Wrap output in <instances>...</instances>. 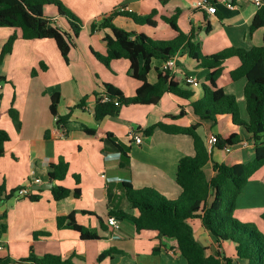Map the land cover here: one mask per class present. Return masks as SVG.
<instances>
[{"label": "crops", "instance_id": "obj_1", "mask_svg": "<svg viewBox=\"0 0 264 264\" xmlns=\"http://www.w3.org/2000/svg\"><path fill=\"white\" fill-rule=\"evenodd\" d=\"M61 1L82 21V29L68 53V63L52 39H23L19 28L0 27V52L8 37L13 33L17 35L10 53L0 65V129L9 135L0 156V222L3 225L0 257L18 259L30 253L37 256L50 253L62 257L73 255L75 264H85L88 257L95 259L106 249L116 247V256L111 257L115 264H185L174 239L137 237L133 222L116 215L113 216L118 220L119 228L107 222L110 213L118 209L133 215L138 213L124 197L123 181H129L134 188L152 187L170 200L177 199L181 193L175 172L179 158L194 153L192 138L159 128L146 135L144 129L158 121L181 126L198 123L197 132L210 152V160L204 168L208 176L214 173L213 161L233 164L250 160L254 155V144L250 135L232 122L231 115H220L213 123L194 114L191 102L202 98L200 85L207 82L208 70L198 67L186 50L177 53L173 74L179 77L183 88L194 92L191 98L165 92L157 103L121 105L115 114L96 120L95 93L103 92L102 82L113 84L126 96L132 95L140 82L128 75L126 59L128 68L121 69L126 73L122 79H118L119 68H101L102 63L90 49L106 53L102 39L105 31L91 33L89 25L120 6L139 15L154 10L155 26L137 25L123 16L115 17L113 22L155 39H170L176 32L162 16H171L178 11L179 28L184 33L193 29L203 53L211 54L226 47L250 48L264 43V26L249 31L252 18L264 5V0L260 6L253 0H234L232 8L225 0H215L214 14L194 8V0ZM44 14L53 18L62 30H69L68 22L58 14L55 6H45ZM153 64L163 65L160 60H154ZM238 64L239 59L231 57L223 63V69L229 71ZM194 70L198 71V76ZM186 76L197 78L199 85L189 87L184 80ZM148 80H156L154 69L149 72ZM245 82L242 77L227 84L218 83L226 93L236 97L243 119L248 116L243 94ZM54 92L60 95L57 115L67 116L64 127L56 124L50 111V96ZM83 96L85 99L80 103ZM11 105L17 111L18 125L9 114ZM86 129L95 133L89 134ZM233 132L239 134L242 141L231 146L230 151L209 147L207 139L211 134L226 138ZM133 133L141 136L140 143L134 141ZM114 143L123 146L125 156ZM59 161L68 163L66 176L62 180L50 179V166ZM33 178H39L40 182H31L30 194L16 198L17 188L28 185ZM254 181L264 184V164L250 176L245 186ZM48 182H51L50 187H47ZM58 184L71 190L78 188L79 195L70 194L55 200L51 188ZM30 196L38 198L31 199ZM72 211L76 222L97 234L98 238L83 239L76 230L57 225L58 216ZM263 213V207L252 200L245 208L241 207L238 196L235 216L240 221L247 222L246 219L261 217ZM191 223L195 237L208 252L220 253L230 259V264H248L234 255L232 243L216 241L199 218L191 219ZM223 264H226L225 259Z\"/></svg>", "mask_w": 264, "mask_h": 264}, {"label": "trees", "instance_id": "obj_2", "mask_svg": "<svg viewBox=\"0 0 264 264\" xmlns=\"http://www.w3.org/2000/svg\"><path fill=\"white\" fill-rule=\"evenodd\" d=\"M47 5L55 6L58 14L66 19L69 25L68 31L62 30L55 24L53 18L44 14V7ZM154 15V10L149 14L139 15L116 8L100 19L90 22L91 33L96 30L105 31L102 39L106 46L105 54L91 48L92 55L107 68L114 59H126L129 62L128 75L140 82L139 87L129 96L124 95L113 84L102 82L103 92L95 93V119L99 120L107 115L115 114L121 105L157 103L165 92L185 99L191 98L194 92L183 88L179 77L163 65L153 64L154 60H160L163 63L180 50H186L198 67L208 70L207 82L200 85L203 91L202 98L191 102L194 114L200 119L210 120L213 123L220 115H231L232 122L250 135L254 144V155L246 162L233 164L213 161L214 173L208 176L204 168L210 160V152L204 138L197 132L198 123L181 126L163 121L155 122L144 129L146 135H150L154 129L159 128L168 133L185 134L192 138L194 153L181 156L177 162L175 180L181 187V193L177 199L170 200L152 187L134 188L129 181H123L124 197L132 208L138 210V213L133 215L118 209L110 215L130 219L137 237L174 239L178 253L184 258L185 264H223L224 259L226 264H230V259L222 257L218 252H208L207 247L197 240L191 219L199 218L201 224L216 241L233 244L234 255L238 259L246 260L248 264H264V233L254 223L242 222L235 216L238 196L250 176L264 164V43L250 48L231 46L216 53L204 54L200 43L195 40L194 30L184 33L179 28L178 11L171 16H162V20L176 32V35L170 39H155L144 32L127 30L113 22L115 17L123 16L137 25L155 26ZM1 26L19 28L23 39H52L62 58L68 63V53L75 45V40L82 29V21L61 0H0ZM262 26H264V5L260 6L254 14L249 31L253 32ZM207 30H209L208 27ZM16 38V33H13L3 44L0 65L5 55L10 53ZM231 57L238 58L239 64L229 71H224L223 63ZM152 69L156 71L154 82L148 80V74ZM242 77L246 79L243 94L247 119L240 117L236 97L226 93L218 84L219 82L227 84ZM104 95L107 96L106 100H103ZM59 97L58 92L50 96L52 115H57ZM84 99L85 96L81 98L80 103ZM9 114L18 125V115L13 105L9 108ZM66 123V115H57L58 126L64 127ZM85 131L89 134L95 133L89 129ZM8 139V133L0 129V156L4 153V142ZM240 141H242L240 135L235 132L226 138L217 134L215 146L224 149ZM114 146L122 156L126 155L122 145L114 143ZM67 171L68 163L59 161L50 166L49 178L62 180ZM51 192L55 200H61L70 194L79 195L78 188L71 190L60 184L53 186ZM30 198L38 197L30 196ZM74 213L72 211L58 216L57 225L76 230L83 239L98 238L97 234L76 222ZM261 218L264 220V213L261 214ZM116 251L110 248L107 252H102L98 259ZM72 257L73 255L62 257L50 253L37 256L30 253L18 259L1 256L0 264H75Z\"/></svg>", "mask_w": 264, "mask_h": 264}, {"label": "built area", "instance_id": "obj_3", "mask_svg": "<svg viewBox=\"0 0 264 264\" xmlns=\"http://www.w3.org/2000/svg\"><path fill=\"white\" fill-rule=\"evenodd\" d=\"M253 1L257 6H260L262 3L261 0H253ZM214 2H215V0H194L193 5H194V8H196L200 11H204V12H207L209 14H214L216 12V4H214ZM225 2L229 7H231V8L234 7V4L232 2H230L228 0L227 1L225 0ZM118 9L130 11L126 6H120V7H118ZM176 55L170 57L169 59H167L163 62V67L170 69L172 73L175 72L176 67H177L176 66ZM184 80L187 84H190L193 86L199 85L198 80L194 76H186ZM106 99H107V96L104 95L103 100H106ZM115 103L117 104V101H115ZM54 120L55 121L57 120V115H54ZM133 138H134V141L136 143L141 142V136L140 135L133 133ZM216 142H217V135L211 134L207 139V143H208L209 147H211V148H212V146H215ZM230 147L231 146H227L224 148V150L228 152V151H230ZM31 182L39 183L40 179L39 178H33L31 181H29L28 185H23V186L18 187L17 190L15 191V197L20 198V197L28 196L30 194V187L29 186H30ZM107 222H108V224L113 225L115 228H119L118 220L114 216H112V215L109 216L107 219ZM2 229H3V225L0 222V232L2 231ZM2 247H3V243L0 239V249Z\"/></svg>", "mask_w": 264, "mask_h": 264}, {"label": "rangeland", "instance_id": "obj_4", "mask_svg": "<svg viewBox=\"0 0 264 264\" xmlns=\"http://www.w3.org/2000/svg\"><path fill=\"white\" fill-rule=\"evenodd\" d=\"M207 55H209V54H207ZM122 62H124V63H122ZM111 64H110L109 68H119L118 69L119 72H117L119 75L118 79L124 78V77H122V75L124 76L126 73L124 71H122L121 69L122 68H128L127 61L124 59L113 60ZM123 64H125V65H123ZM52 68H54V67H52ZM101 68H107V67H105L104 65L101 64ZM193 73H196L197 76L199 75L198 71L194 70ZM189 85L190 84H188V86ZM190 86H193V85H190ZM239 198H240V206L243 208H245L247 206V204L249 203V201L252 200L253 202H256L257 204H259V206L263 207V209H264V184L263 183L260 184V181H258V182L254 181L252 183H248L247 186H245L244 189L242 190V192L240 193ZM244 215H246V213H244ZM246 221L249 223H254L264 233V220L261 219V217L258 216L257 218L255 217L254 219H251V220L246 219ZM91 244H96V243H91ZM112 248H114L115 250L118 251V249L116 247H112ZM108 250H109V248L106 249L103 253L107 252ZM115 256H116V253L112 252L111 254L106 255L105 257H103L100 260L98 259V257L95 259L93 258L94 260L91 259L90 257H88L85 260V264H110V263L115 264L116 261H111V257L113 258Z\"/></svg>", "mask_w": 264, "mask_h": 264}, {"label": "water", "instance_id": "obj_5", "mask_svg": "<svg viewBox=\"0 0 264 264\" xmlns=\"http://www.w3.org/2000/svg\"><path fill=\"white\" fill-rule=\"evenodd\" d=\"M50 186H51V182H48L47 187H50Z\"/></svg>", "mask_w": 264, "mask_h": 264}]
</instances>
